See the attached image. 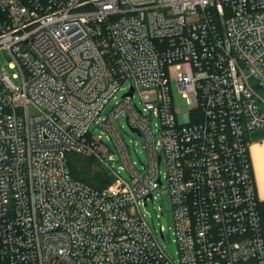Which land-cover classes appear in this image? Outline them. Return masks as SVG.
Listing matches in <instances>:
<instances>
[{
	"label": "built area",
	"instance_id": "1",
	"mask_svg": "<svg viewBox=\"0 0 264 264\" xmlns=\"http://www.w3.org/2000/svg\"><path fill=\"white\" fill-rule=\"evenodd\" d=\"M261 128L264 0H0V264H264ZM70 152L112 183L76 180Z\"/></svg>",
	"mask_w": 264,
	"mask_h": 264
},
{
	"label": "rangeland",
	"instance_id": "2",
	"mask_svg": "<svg viewBox=\"0 0 264 264\" xmlns=\"http://www.w3.org/2000/svg\"><path fill=\"white\" fill-rule=\"evenodd\" d=\"M5 62L6 60L3 59ZM8 68V64H4ZM171 82H172V89H173V95H174V103L177 107H180L182 111H186L188 108V104L186 103L185 99L182 97V94L179 92L177 84H176V74L171 73ZM130 81H126L122 88L118 90L117 92V98L113 99L110 103V106L114 105L117 99H120L123 95V93L129 88ZM135 100L139 101V95L135 97ZM116 128L119 130L121 134L124 135L126 142L131 147V158L133 161H139V157L142 159H145L146 157V151L144 149L143 143L141 141V138L132 131L129 124L127 123L126 116L123 114L119 120L115 123ZM93 131L96 135L102 134V128L99 126H94ZM103 137L106 138V133H103ZM111 146H115L112 139L107 140ZM116 160L112 161V164L116 169H120V165H123V163L118 159V156L115 157ZM120 173L126 177L127 179H130V175L126 169H120ZM260 199L264 200V198L260 197ZM161 200L166 204L167 207H169V193L168 192H160L157 194V198L151 199L149 201L150 205L155 207L154 210L156 212L155 215H151L150 213L147 214V219L149 222L153 225L159 226L161 223L168 225L169 223V215H163L160 218L157 216V213H160L161 210L159 208L161 204Z\"/></svg>",
	"mask_w": 264,
	"mask_h": 264
},
{
	"label": "trees",
	"instance_id": "3",
	"mask_svg": "<svg viewBox=\"0 0 264 264\" xmlns=\"http://www.w3.org/2000/svg\"><path fill=\"white\" fill-rule=\"evenodd\" d=\"M68 164L73 177L78 181L97 188H103L112 183L113 179L109 171L92 155L70 152ZM260 210L264 226V201H261Z\"/></svg>",
	"mask_w": 264,
	"mask_h": 264
},
{
	"label": "crops",
	"instance_id": "4",
	"mask_svg": "<svg viewBox=\"0 0 264 264\" xmlns=\"http://www.w3.org/2000/svg\"><path fill=\"white\" fill-rule=\"evenodd\" d=\"M249 141L257 193L259 198H264V128L251 131Z\"/></svg>",
	"mask_w": 264,
	"mask_h": 264
},
{
	"label": "water",
	"instance_id": "5",
	"mask_svg": "<svg viewBox=\"0 0 264 264\" xmlns=\"http://www.w3.org/2000/svg\"><path fill=\"white\" fill-rule=\"evenodd\" d=\"M133 93V89H131V91H130V94H132ZM132 130H135V129H132Z\"/></svg>",
	"mask_w": 264,
	"mask_h": 264
}]
</instances>
